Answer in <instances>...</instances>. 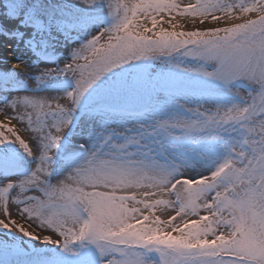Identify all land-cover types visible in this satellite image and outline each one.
I'll list each match as a JSON object with an SVG mask.
<instances>
[{
	"label": "snow or ice",
	"instance_id": "6c2138e0",
	"mask_svg": "<svg viewBox=\"0 0 264 264\" xmlns=\"http://www.w3.org/2000/svg\"><path fill=\"white\" fill-rule=\"evenodd\" d=\"M80 2L88 12L107 5L113 22L36 77L67 74L73 87L0 103V146L38 161L28 175L5 176L0 153V229L39 241L32 226L50 231L42 242L78 264H264V0ZM17 3L23 13L26 0ZM177 15L223 26L177 31ZM117 70L89 99L123 97L147 122L114 132L122 142L102 136L53 180L52 158L82 97ZM188 97L197 102H180ZM8 247L0 240V264Z\"/></svg>",
	"mask_w": 264,
	"mask_h": 264
},
{
	"label": "rangeland",
	"instance_id": "374dc122",
	"mask_svg": "<svg viewBox=\"0 0 264 264\" xmlns=\"http://www.w3.org/2000/svg\"><path fill=\"white\" fill-rule=\"evenodd\" d=\"M178 2L183 6L189 0H178ZM19 8L20 5L17 0H0V38L3 37L7 41L10 40V42L14 39L17 41L10 49L11 56H6L0 50V103L3 102L4 97L13 92L21 95L32 93L40 96L47 92L49 97L62 95L73 86L71 76L67 74L51 75L42 81H37L36 77L46 68H57L68 62L71 59L72 52H74L70 49L71 44L78 49L91 36L92 32L100 28V25L103 27L109 26L113 22L110 9L105 5L103 8L88 12L84 10L80 0H26L23 13L18 10ZM100 17H107L106 26L103 25L105 21L100 22V19H97ZM180 17L175 16L172 18V22H178L177 25H181L178 20ZM165 19L169 18L165 17ZM10 22L15 24L18 29L17 32H13L9 28ZM162 26L165 28L170 27L167 23H162ZM214 26L223 25L205 22L203 25L199 23V25L186 31ZM31 29L35 30L37 34L32 40V50L28 52L29 48L26 47L25 50H22V46H24V38L28 30ZM177 31L185 30L178 29ZM31 55L36 58H31ZM12 60L16 63L22 62L24 68H26V62L32 61L33 67L24 72L8 70V63ZM44 64L47 66H43ZM150 71L155 74L160 71V66L154 65L150 68ZM117 76L118 70L117 74H107L102 78V81L89 90V93L82 97L80 105L72 116V118L75 116V121L71 122L68 128L64 130V136L55 150L56 155L52 158L50 177L53 180L62 179L64 174L80 163L86 154L85 150L92 147L102 136L111 135L112 139L122 142L123 137L115 136L114 132H123L126 129L136 131L139 124L147 122L145 115L89 110L101 104L107 105L110 109H134L125 106L127 101L123 97L119 99L106 97L89 99V94L97 87L101 84L111 83ZM244 90L239 89L241 92ZM228 95L232 96L231 94ZM180 102L188 103L191 106L197 101L192 97H188L186 99L180 98ZM157 103L164 104V97L161 96ZM205 106L214 107L212 104H206ZM153 115L165 118L166 113L160 111L153 113ZM35 143L39 150V143ZM81 145L84 147L82 148ZM5 152L8 153V159L4 163L10 169L9 172L5 173V176L11 174L28 175L38 162L34 157L27 156L19 146L9 145L7 148L0 146V153ZM63 155H70V158L64 161L59 160V157ZM3 179L4 177L0 176V182ZM161 212L156 210V214L159 216H161ZM25 227H28V225H25ZM32 229L41 235L40 241L30 240L19 234H10L0 229V240L9 246L2 257L5 264H26V262L33 259L50 261L55 257H61L64 264H78V257L66 255L54 245L42 242V236L51 234L50 231H43L35 228V226H32ZM88 250L94 252V246H88Z\"/></svg>",
	"mask_w": 264,
	"mask_h": 264
},
{
	"label": "bare ground",
	"instance_id": "6f19581e",
	"mask_svg": "<svg viewBox=\"0 0 264 264\" xmlns=\"http://www.w3.org/2000/svg\"><path fill=\"white\" fill-rule=\"evenodd\" d=\"M178 19V18H177ZM182 25V27H178V29H182V30H187V29H190V28H193L197 25H199L198 21L196 24H193L191 19H188V18H184V17H180L178 19ZM175 23V22H174ZM176 24H178V22H176ZM13 32H17L18 29L15 27V24L14 23H11L10 22V27H9ZM176 29V30H178ZM93 33V32H92ZM37 34V32L33 29H31L30 31L28 30V33L26 35V37L24 38L25 42H24V46H22V50H25V48H29V51L28 52H31V45H32V40H33V37ZM90 38V37H89ZM9 41V42H8ZM5 40L3 37L0 38V50L1 52H3L6 56H9L10 55V49L14 46V44L17 43V41L14 39V41H11L10 40ZM26 45V46H25ZM70 49L72 51H75L76 50V47H74L72 44L70 45ZM73 53V52H72ZM11 56V55H10ZM31 58H36L35 56H30ZM14 64H17L14 60L12 61H9L8 63V70H11V71H14V70H17V71H20V72H24L25 70H29L30 68L33 67V62L30 61V62H26V68H24V66H22L21 68H18V69H13V65ZM43 66H47V65H43ZM15 95H21L20 93H16V92H13V93H9L7 95V97H11V96H15ZM43 96H49V94L46 92L43 94ZM167 216H168V213L167 212H161V218L162 220L163 219H167Z\"/></svg>",
	"mask_w": 264,
	"mask_h": 264
}]
</instances>
